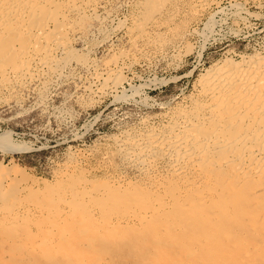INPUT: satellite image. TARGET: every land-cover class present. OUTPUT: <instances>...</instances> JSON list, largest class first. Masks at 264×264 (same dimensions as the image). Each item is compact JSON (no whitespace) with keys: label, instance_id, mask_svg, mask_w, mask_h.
<instances>
[{"label":"rangeland","instance_id":"1","mask_svg":"<svg viewBox=\"0 0 264 264\" xmlns=\"http://www.w3.org/2000/svg\"><path fill=\"white\" fill-rule=\"evenodd\" d=\"M66 6L60 21L68 38H38L35 54L7 55L0 64L9 69L27 60L19 73L0 77V134L10 133L17 146L0 145L5 174L17 175L1 177L0 207L27 219L21 227L15 218L1 224L4 249H12L10 240L2 242L9 226L17 225L13 236L27 240L40 233L43 218L63 225L61 210L70 213L64 184L79 174L89 185L114 188L111 200L88 207L95 220L113 218L131 234L137 225L127 221L135 210L168 199L175 174L169 156L143 165L128 151L132 139L168 132L202 98L198 82L207 68L230 58L264 61V0H70ZM138 193L141 205L130 200ZM121 250L127 252L109 251L108 259L128 263L117 256Z\"/></svg>","mask_w":264,"mask_h":264},{"label":"bare ground","instance_id":"2","mask_svg":"<svg viewBox=\"0 0 264 264\" xmlns=\"http://www.w3.org/2000/svg\"><path fill=\"white\" fill-rule=\"evenodd\" d=\"M69 1L0 0V64L7 55L35 54L38 38H68L69 27L60 20L67 18L63 10ZM259 58L244 57L241 62L230 58L207 68L198 82L202 98L194 100L168 132H147L128 142L129 153L134 152L143 165L156 156H169L175 173L169 178L173 187L168 199L139 206L133 221H127L137 225L131 234L113 218L95 220L88 207L93 201L111 200L114 188L100 182L89 185L79 174V179L64 184L70 213L61 210L63 225L46 216L38 222L40 233L31 231L35 235H26L27 240L13 236L17 225L7 227L2 242L10 240L12 249L0 246V264H115L107 253L119 248L127 252L118 251L117 256L129 259L122 264H264V61ZM23 61L9 69L3 65V81L9 71H22L27 63ZM9 134H0V145L16 148ZM5 168L0 163V180L10 177ZM14 168L16 174L22 173ZM3 189L0 184V195ZM142 198L138 193L130 200L141 205ZM11 218L20 226L21 214L15 208L0 207V226Z\"/></svg>","mask_w":264,"mask_h":264}]
</instances>
